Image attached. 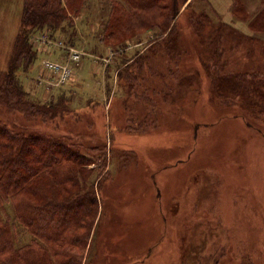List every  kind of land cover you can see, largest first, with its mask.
<instances>
[{"label": "rangeland", "instance_id": "rangeland-1", "mask_svg": "<svg viewBox=\"0 0 264 264\" xmlns=\"http://www.w3.org/2000/svg\"><path fill=\"white\" fill-rule=\"evenodd\" d=\"M111 1L87 0L68 29L83 56L62 91L72 112L90 102L95 109L70 123L95 122L84 134H65L98 149L85 152L100 206L86 218L83 264H264V97L253 92L258 85L249 93L227 78L264 74V18L250 28L264 0H241L249 17L233 14L235 0H194L169 41L144 31L114 48L103 42ZM23 6L0 0V66ZM139 57L123 65L139 73L124 75L130 85L120 91L117 65ZM48 58L39 53L23 82L33 96L57 100L58 88L36 79ZM43 128L55 131V121ZM26 232L23 247L31 243Z\"/></svg>", "mask_w": 264, "mask_h": 264}, {"label": "trees", "instance_id": "trees-1", "mask_svg": "<svg viewBox=\"0 0 264 264\" xmlns=\"http://www.w3.org/2000/svg\"><path fill=\"white\" fill-rule=\"evenodd\" d=\"M86 1L24 0L20 29L8 63L0 66V264L84 263L92 232V222L87 223L86 218L100 206L96 183H91L95 170L89 168L94 159L85 152L98 149L74 141L65 133L84 134L86 124L92 126L94 120L76 126L70 121L72 116L79 120L89 115L91 118L94 105L90 102L86 111L72 112V102L62 91L66 85L58 88L57 100L54 96L41 99L26 90L23 79L34 68L42 50L35 45V36L47 34L53 40L58 39L57 35L64 36L65 45L74 47V36L68 29L74 28L72 17L80 14ZM193 1L112 0L103 42L109 41L107 44L114 48L127 36L134 37L144 31L165 35V42L169 41L178 28V20ZM234 3V15L250 16L241 0ZM255 16L250 28L260 26L264 12L259 11ZM196 20L191 19L195 25ZM124 31L128 35H123ZM166 49L170 55L169 46ZM49 55L51 59L55 56H60L55 60L63 59L62 54ZM135 59L115 64L122 92L130 85L128 80L124 82V75L139 73L127 68L142 60ZM228 75L236 90H246L253 83L258 87H250H257L262 93L253 92L264 97V90L260 89L264 87V74ZM136 82L137 87L142 85V80ZM101 114L104 116V112ZM50 121H55L57 133L43 128ZM23 229L31 237V243L24 247L19 244Z\"/></svg>", "mask_w": 264, "mask_h": 264}, {"label": "built area", "instance_id": "built-area-1", "mask_svg": "<svg viewBox=\"0 0 264 264\" xmlns=\"http://www.w3.org/2000/svg\"><path fill=\"white\" fill-rule=\"evenodd\" d=\"M35 45L45 50L64 49L66 56L61 61L46 59L42 64V74L39 76V85L47 89L63 86L71 81L76 69L80 66L83 53L68 47L63 41L50 39L47 35L34 38Z\"/></svg>", "mask_w": 264, "mask_h": 264}]
</instances>
